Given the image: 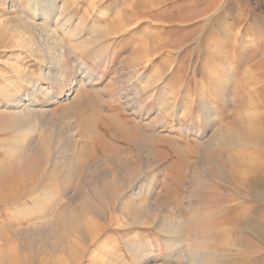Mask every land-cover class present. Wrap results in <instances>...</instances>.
<instances>
[{"label": "rangeland", "instance_id": "rangeland-1", "mask_svg": "<svg viewBox=\"0 0 264 264\" xmlns=\"http://www.w3.org/2000/svg\"><path fill=\"white\" fill-rule=\"evenodd\" d=\"M31 1L18 0L15 7L11 0H0V26L12 24L10 19L14 16L34 18L32 5L35 1H43L54 13L44 32H34L36 39L53 35L55 30L64 37L66 45H70L72 42L67 38L66 29L74 30L82 21V28L77 29L75 37L80 41H89V45L83 51L74 49L68 54V69L82 61L97 72L95 76L87 75L84 83H78L76 89L69 90L66 96L54 101L60 103L52 107L56 109L53 124L40 129L39 135L50 129L60 135L73 130L71 122L85 115L83 103L88 97L98 114L106 101L118 102L114 89L119 86L130 91L129 98L134 99L132 93L136 91L135 86L142 89L135 71L138 69L140 74L147 75L156 66L165 71L163 85L176 89L179 102L184 97L190 104L195 100L191 112L194 116L202 112L201 104L205 101L198 96L200 87L204 85V96L210 99L214 87L211 71H222L217 83L221 88H227L228 92L222 96L218 94L214 99L221 112L220 124L227 131L241 134L244 122L252 120L257 129L254 137L260 140V145L234 147L223 144V154L231 156L230 162L248 172L241 175L230 170V176L224 178L218 173L211 174L214 180L207 175L199 155L183 158L172 153L169 143L160 135L148 136L140 145L121 143L116 132L108 133L113 143L130 153L129 158L118 156L112 163L132 161L141 175L146 169H153L158 178H162L163 174H158L156 164L159 161L166 180L157 207L148 212L143 226L127 223L125 218L132 221L130 217L134 212L132 209H121L115 197L105 196L107 205L104 203V207L96 203L104 214V218L99 219L106 226L108 241L124 256L127 254L130 264H139L128 252L124 237L134 233L138 235L137 242L142 244L147 240L150 243L160 240L163 251L159 257L165 258L167 232L156 227L157 220L161 216L181 212L185 217L198 216L193 227L203 233L216 251L217 259L213 264H264V0H55L56 5H53L54 0ZM64 3L66 9L62 8ZM11 51L8 45L0 44V72L3 73L0 84L2 77L7 83L14 79L25 92L27 87L22 79L39 77L44 69L43 54L27 49L21 59L13 57L6 64ZM96 56H100L102 61L107 60L108 64L95 62ZM147 58L153 59V63L144 68ZM17 62L22 69L19 74L14 69ZM66 78L55 86L54 98L64 93L61 89L69 82ZM42 83L49 84L46 80ZM4 105L5 102L0 100V109ZM49 105L42 99L36 103L38 108ZM251 108L254 113L245 117L246 110ZM151 109L154 111L155 107ZM102 117L100 114L99 119ZM147 128L150 131L153 129ZM14 139L12 130L0 131V146H8ZM218 152L213 149L211 156ZM10 156L7 149L0 148L2 166L8 163ZM51 172V164L44 160L38 167L29 170L25 180L0 183V264H5L8 257L7 261L12 264L13 260L14 264L40 262L35 261L30 250L21 252L15 236L17 228H25L36 219H13L10 214L16 204L31 203L30 195L38 190V185L50 183ZM139 179L142 184L146 182L145 177ZM87 188L84 186L83 192H87ZM149 202L154 201L150 199ZM90 215L96 217L93 213ZM118 216L123 219L117 220ZM73 243L78 246L80 240L75 237ZM194 243L192 237H187L183 243L184 256L177 258L175 264H192L189 255ZM59 253L56 254L58 264H69L67 254ZM159 263L163 260L160 259Z\"/></svg>", "mask_w": 264, "mask_h": 264}, {"label": "bare ground", "instance_id": "bare-ground-1", "mask_svg": "<svg viewBox=\"0 0 264 264\" xmlns=\"http://www.w3.org/2000/svg\"><path fill=\"white\" fill-rule=\"evenodd\" d=\"M11 3L16 7L18 0H11ZM56 4L54 0L53 5ZM62 8L66 9L65 3ZM31 9L34 18L14 16L10 19L12 24L0 26V44L12 48L5 60L6 64L10 58L21 59L27 49L43 54L44 69L39 77L27 76L22 79L27 87L25 92L14 79L7 83L2 77L0 84V100L5 102L4 107L0 109V131L12 130L15 133L11 144L0 146L11 153L7 164L2 166L0 163V183L25 180L29 170L38 167L44 160L49 161L52 167L49 174L50 183L45 186L38 185V190L30 195L31 203L16 204L10 214L13 219H36V222L30 221L25 228L14 229L21 252L30 250L31 255L36 258L35 261L40 260L37 264H58L56 254L59 255V252L67 254L69 264H130L127 254L124 256L108 241L106 226L99 219H103L104 214L96 203L104 207L106 197H115L121 209H132L134 212L133 217H130L132 221L125 218L127 223L143 226L148 212L157 207L166 180L159 161L156 164L158 174H163L162 178H158L153 169H146L141 175L132 161L123 160L126 162L117 163L119 167H115L112 162L118 156L129 158L130 153L113 143L112 137L107 134L116 132L118 141L124 144H140L148 136L160 135L169 143V151L172 153L183 158L199 155L207 175L213 179L211 174L218 173L224 178L230 176V170L241 175L248 172L234 164V160H231V163L230 155L226 154L225 158L223 144L234 147L260 145V140L254 137L257 129L252 120L244 122L241 134L237 131L235 134L227 131L220 124L221 112L214 99L218 94L222 96L227 91V88H221L217 83L223 74L222 71H211L214 87L210 99L207 100L204 96V85L200 87L198 96L205 101L201 104L202 112L194 116L191 112L195 100L190 104L188 98L184 97L179 102L180 97L176 89L163 85L165 71L156 66L155 70L147 75L140 74L138 69L135 71L141 80L142 89L139 90L138 86H135L136 91L131 92L135 96L134 99L129 98L130 91L119 86L114 89L118 102L106 101L98 114L92 99L88 97L83 103L85 115L71 122L73 130L60 135L50 129L47 133L39 135L40 129L53 124L56 109L52 107L60 103L54 101L66 96L78 83H84L87 75L95 76L97 72L82 61H78L76 67L68 69V54L74 49L83 51L89 45V41H80L75 37L77 29L82 28V21L76 29H66L67 38L72 42L70 45H66L64 37L55 30L53 35L39 36L36 39L34 32L45 31L54 10L43 1H35ZM147 59L144 68L153 63V59ZM94 61L108 64L107 60H100V56H96ZM14 69L17 74L22 71L19 62L15 63ZM2 75L0 72V76ZM65 76L69 82L61 89L64 93L54 98L55 86L62 82ZM43 80L49 84H43ZM115 85L118 86L117 83ZM66 87L68 88L65 89ZM40 99L50 103L49 107L38 108L36 103ZM152 106L155 107L154 111ZM245 113V117H250L254 109H248ZM100 114L102 119H99ZM147 126L152 127V131ZM213 149L219 151L214 157L211 156ZM141 177L146 180L143 184L139 179ZM84 186L88 187L86 191L89 194L83 192ZM150 199L154 202L150 203ZM122 219L117 217V220ZM197 219L196 215L185 217L181 212L159 217L156 227L167 232L165 258L159 257V253L163 251L160 240L155 243H150V240L143 244L138 243V235L134 233L124 237L128 245L127 250L132 253L135 263L175 264L177 258L184 256L183 243L187 237H192L195 243L190 250V262L213 264L217 253L203 237V233L193 227ZM75 237L80 240L78 246L73 243ZM7 259L5 261L8 264L10 260L8 262ZM160 259L163 263H159ZM13 262L16 263L14 260Z\"/></svg>", "mask_w": 264, "mask_h": 264}]
</instances>
